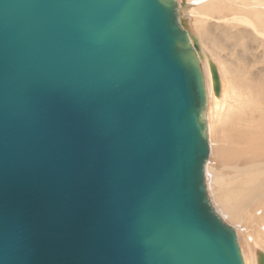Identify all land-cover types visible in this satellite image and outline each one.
Wrapping results in <instances>:
<instances>
[{"label": "water", "instance_id": "95a60500", "mask_svg": "<svg viewBox=\"0 0 264 264\" xmlns=\"http://www.w3.org/2000/svg\"><path fill=\"white\" fill-rule=\"evenodd\" d=\"M180 6L0 0V264H244Z\"/></svg>", "mask_w": 264, "mask_h": 264}, {"label": "rangeland", "instance_id": "374dc122", "mask_svg": "<svg viewBox=\"0 0 264 264\" xmlns=\"http://www.w3.org/2000/svg\"><path fill=\"white\" fill-rule=\"evenodd\" d=\"M181 1L184 4L188 2V0H181ZM181 1L178 2H180L181 4ZM185 8L186 6L183 9ZM192 8H194V6ZM192 8H190V11ZM180 10H182L181 6H180ZM188 11L187 13L183 14L184 16H182V12H181V17H183L182 19L186 21V23L184 22V24L187 30L196 39V42L199 45L200 51L202 53L201 57L203 58L204 62L206 60L204 54L205 53L210 54V60L216 65L218 71H220L219 69L221 68H222L221 70L224 71L222 73L224 74V76L223 79L221 78L222 79L221 82L222 83L224 82L223 84L228 86L232 84L235 92H237L238 94L241 91L240 85L242 83L245 85L250 84L251 86L250 95L252 98L251 100L252 103L245 108L244 113L234 118L233 116H231L232 113L225 112L220 116L221 117L220 122H217V124L213 123L211 128L209 127L208 129L211 152H210V158L208 159V162L206 164V183H207V177H209L208 182L210 183L211 177L218 175H224L226 178H232L237 181L239 180L238 175L245 172L247 168L250 166L259 167L258 171L261 168H264V160L256 159V161L250 165H246L248 164V162L245 163L247 160L253 157L252 154H254L255 157L256 155H258L257 153L264 154L263 153L264 146L262 147L263 149L262 148H260V150L256 149L258 151L257 152L255 151V149H251V147H253L254 144L249 142L252 137H257L258 135L257 130L254 131L252 130V132H250L251 128L249 127V125L252 124L255 127L262 126L260 123V112H258L255 109V107L259 106L260 108L262 107L264 109V38L256 34L251 29L245 31L244 27L242 26L237 27V25L230 26V30L232 32L230 30L224 32V28H223L224 26H218L217 22L216 24L215 22H210L209 24L212 25V27L214 28V32L211 34L212 36L211 35L203 36L200 32H198L194 28L192 22L193 16L190 14V11L189 12ZM220 28L223 29L220 30ZM225 34L227 35L234 34L235 37L234 39L228 38L226 40L224 39ZM234 42L236 43V45H234L235 44ZM210 50L212 51V55H214V52H217L219 54L220 56L218 58V60L220 61L219 63L216 60V58L211 56ZM220 63L223 65L222 67ZM207 65L209 66V62ZM218 73L220 74V72ZM247 91H248L247 88L241 91L245 93L243 97L247 96ZM215 98L217 97L215 96ZM254 100L258 102V105L255 103ZM241 137H243L246 140V143L248 142L247 144L249 145H247V149L252 150L249 151L248 154L242 152L232 153L233 150H240L242 148L241 146L237 145V143H240ZM251 152L254 153L250 154L249 156V153ZM247 156L249 157V159ZM212 190L216 195L213 196V194H210L208 189L209 196L211 195L210 198L212 199V204L217 210V212L220 214V216L224 217V219L227 220L225 221L230 226L236 229L238 243L243 256L244 264H247L246 258H249L250 260L251 252H253L255 255L257 249L264 251L262 242L260 244L261 240H259V239H264V211H262L264 210L263 207L264 205H262L264 203V199H263V203L259 205L261 207H256L258 205L255 204L253 207L250 208L249 214H247L246 216L244 215V217L240 219V221H236L230 216L228 211L224 212L226 209H224L222 205H219L220 201L217 202V198H218L216 193L217 185L213 184ZM212 190L210 189V191ZM256 238H259L257 243L255 242V240H257ZM256 257L257 254L255 258Z\"/></svg>", "mask_w": 264, "mask_h": 264}, {"label": "bare ground", "instance_id": "6f19581e", "mask_svg": "<svg viewBox=\"0 0 264 264\" xmlns=\"http://www.w3.org/2000/svg\"><path fill=\"white\" fill-rule=\"evenodd\" d=\"M178 1H181V0H178ZM182 4H183V6H182ZM180 5L182 8V10H180L182 12V16H184L183 14L187 13L188 10L190 11V8H192L194 6V8H192L190 11V14L193 16L192 22H193L194 28L198 32H200L203 36L204 35H206V36L211 35L214 32V28L212 27V25H209V24H210V22H215V24L217 22L218 26H224L223 27L224 32L229 31L230 26L237 25V27H240V26L244 27L245 31L251 29L256 34H258L259 36L264 38V0H188V2L186 4L182 3V1H181ZM185 6H186V8L183 9ZM181 18H183V17H181ZM182 20H183V22L186 23V21L184 19H182ZM223 28H220V30ZM234 37H235L234 34L233 35L225 34L224 39H226V40L228 38L234 39ZM234 45H236V43ZM199 52H200V54H202L200 51V47H199ZM210 53H211V56L216 58V60L219 63L220 62L218 60V58L220 57L219 54L217 52H214V55H212L211 50H210ZM204 55H205V58L207 60V61L205 60V62H204V60L202 58L204 72H205V78H206L207 91H208L207 116H208V126L211 128L213 123L217 124V122H220V118H221L220 116L225 112L232 113L231 116H233L234 118L244 113L245 108L249 104L252 103V101H251L252 98L250 95L251 86H250V84L245 85L241 81V83H242L240 85L241 91L245 90L246 88L248 90L247 96L243 97L245 93L240 91V93L238 94L237 92H235L232 84H230L229 86L224 85L223 84L224 82L223 83L221 82L223 79V76H224V74H222L224 71L221 70L222 69L221 67L223 65L220 63L221 69H219L220 71H218V72H220V74L219 73L218 74H219L220 82H221V96L219 98H215V96L213 95L210 70L208 68L209 66L207 65L209 60H210V54L205 53ZM204 55H202V56H204ZM228 70H229V68H228ZM225 72H226V70H225ZM238 79H239V77H238ZM255 103L258 105L257 101H255ZM261 108L259 106L255 107V109L258 112H260V123L262 126L255 127L252 124L249 125V127L251 128L250 129L251 131L249 130L250 132H252V130L258 131L257 137H252V138L250 137L251 140L249 141V142L254 144V145L251 144V145H253V147H251V149H255V151L260 150V148H262L264 146V109L263 108L261 109ZM240 140H241L240 143H237V145L241 146L242 148L240 150H233V152L231 151L232 153L242 152V153L248 154L249 151H252L251 149L250 150L247 149V145H249V144H247L248 142L246 143V140L243 137H241ZM260 152H262V151H260ZM230 153H229V155H230ZM252 153H254V152L249 153V156ZM257 154L258 155H256V157L254 156V154H252L253 157L252 158L250 157L251 159H249V157L247 156L249 160H247L245 162V163L248 162V164H246V165L253 164L256 161V159L264 160V154H260V153H257ZM223 157H225V156H223ZM258 169H259V167H256V166L248 167L245 172L238 175L239 180H237V181L232 179V178H226L224 175H218V176L211 177L210 183H209L208 182L209 177H207V186H208L210 194H213V196L216 195L213 192L212 187H213V184L217 185V191H216L217 196H218L217 202L220 201L219 205H222V207L224 209H226L224 212L228 211L230 216L236 221H240V219H242L244 217V215L246 216L247 214H249L250 208L253 207L255 204L258 205L256 207H261L259 205L263 203V199H264V168H261L259 171H258ZM230 177H232V176H230ZM210 189L212 191H210ZM211 202H212V199H211ZM262 205H264V203ZM252 209H254V208H252ZM262 211H264V210H262ZM255 215H257V214H255ZM222 218L224 219V217H222ZM260 218H262V217H260ZM249 219H250V217H249ZM224 220H226V219H224ZM258 237H260V236H258ZM256 239L257 240H255V242L257 243L259 238H256ZM259 240H261L260 244L262 242V245L264 247V241H263L264 239H259ZM250 251H253V250H250ZM257 251L264 252L263 250H260V249H257ZM257 251H256V254H257ZM256 254L254 255V253L251 252L250 260H249V258H246L247 264H256V261H257V257L255 258Z\"/></svg>", "mask_w": 264, "mask_h": 264}]
</instances>
